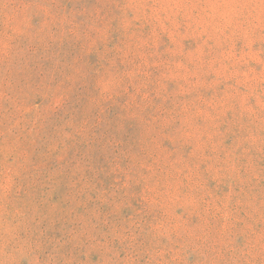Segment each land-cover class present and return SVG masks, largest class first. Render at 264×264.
I'll list each match as a JSON object with an SVG mask.
<instances>
[{
  "label": "rangeland",
  "instance_id": "374dc122",
  "mask_svg": "<svg viewBox=\"0 0 264 264\" xmlns=\"http://www.w3.org/2000/svg\"><path fill=\"white\" fill-rule=\"evenodd\" d=\"M0 264H264V0H0Z\"/></svg>",
  "mask_w": 264,
  "mask_h": 264
}]
</instances>
